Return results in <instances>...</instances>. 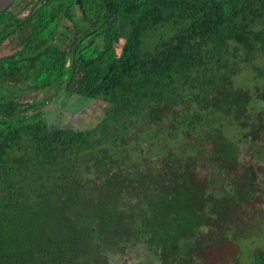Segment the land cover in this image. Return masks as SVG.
Listing matches in <instances>:
<instances>
[{"label": "trees", "instance_id": "1", "mask_svg": "<svg viewBox=\"0 0 264 264\" xmlns=\"http://www.w3.org/2000/svg\"><path fill=\"white\" fill-rule=\"evenodd\" d=\"M33 2L0 14V264H117L130 244L140 264L236 263L264 223L245 213L264 199V85L234 80L263 74L264 0ZM63 94L75 124L45 116Z\"/></svg>", "mask_w": 264, "mask_h": 264}, {"label": "rangeland", "instance_id": "2", "mask_svg": "<svg viewBox=\"0 0 264 264\" xmlns=\"http://www.w3.org/2000/svg\"><path fill=\"white\" fill-rule=\"evenodd\" d=\"M24 13H26V11H24ZM256 64L263 68V74H259L257 71L251 70L252 69L250 68L251 65H249V67L244 66L243 68L244 70L242 69L240 73H238L235 76V79H234L235 82L245 87L246 89H250V90H254L256 89V87L262 88L264 85V56L256 57ZM39 97H43V96L39 94ZM72 101L73 100L69 99L67 96L63 94L62 96H60L59 99L55 101L56 104L53 105L52 103H50V105L47 107L48 109L46 108L47 110L44 111L46 112L45 116L50 118L49 120L54 124H62V125H65L68 123L75 124L74 121H77L78 114H75L72 112L70 113L69 111L66 110L67 108L71 109L74 107V104L71 105ZM91 104H93V102L89 103L88 106ZM258 109H261V110L264 109V106H262V103L258 106ZM100 114H101V111L97 109L95 113L93 114V118L90 120V122L95 121L96 117L99 116ZM71 115H72V118L70 119ZM261 117L264 118V115H262ZM52 119L55 120V122ZM87 122L88 121L83 120L82 124L87 123ZM235 131L236 130L233 127H228L226 129V133L232 138L236 134ZM259 139H261V141H256L255 145H257V148L259 151H262V150L264 151V134L260 135ZM247 146L248 144H245V143L240 144L241 161H245V158H248L249 159L248 161H250L251 159L253 161L255 160L258 161L261 158V156H259L256 153L257 150L256 149L251 150ZM209 168L210 167L204 166V168H201V170L197 173V176L195 179H196V182H198V184L203 185L208 180L207 173L209 172ZM259 176L261 179H264L263 174H260ZM223 179L224 178L222 176L213 175V179H212V182H210V185L212 189L215 188L213 192L221 193L220 196L225 200L226 211L228 212L232 210H231V206L227 202V199L229 200L228 195H227L228 192L226 191L227 189H225V187L223 188L221 184L223 182ZM225 184L226 183L224 182V185ZM244 191L245 189H242L239 192L242 193ZM250 207L252 208L251 212L245 211V213L248 214L249 218H252L255 221L261 220L264 218L262 217V214H261V212L264 211V199H260L256 201L255 203H250ZM198 213H200L201 215H204L205 211H199ZM249 233L250 234H246V235H243L242 237H239V239L236 242L237 246L235 249L238 252V258L236 262H238V264H249L253 258L254 251L257 249H264V223H261L256 228H254L253 226L250 227ZM131 245L132 244H130L129 246L130 253L126 252L124 253V256L118 257L119 259H118L117 264H137L139 259L142 258L141 255H146V251L142 247L141 244L140 245L134 244L133 248L131 247ZM193 254H195V258H196L197 253H193ZM116 259L117 258H114L113 261ZM153 263H155V261L152 262V264Z\"/></svg>", "mask_w": 264, "mask_h": 264}, {"label": "flooded vegetation", "instance_id": "3", "mask_svg": "<svg viewBox=\"0 0 264 264\" xmlns=\"http://www.w3.org/2000/svg\"><path fill=\"white\" fill-rule=\"evenodd\" d=\"M30 0H18L17 4H15V6H13L12 8L10 7L9 9L15 13V14H19L21 16H25L27 15L32 9H33V6L29 5L26 7V4L29 2ZM34 4L37 0H33ZM32 3V5H34ZM42 5L39 4L38 7H40ZM24 11H26V13H24ZM49 11V9H48ZM57 30V27L55 26L53 32H55ZM15 33H21L20 30H17ZM238 258V256H237ZM187 259L190 261V264H207L206 261H205V256L204 254H200V253H197V256L195 258V254H188L187 255ZM234 264H238V262L234 263Z\"/></svg>", "mask_w": 264, "mask_h": 264}, {"label": "water", "instance_id": "4", "mask_svg": "<svg viewBox=\"0 0 264 264\" xmlns=\"http://www.w3.org/2000/svg\"><path fill=\"white\" fill-rule=\"evenodd\" d=\"M18 0H0V14L9 9L12 5H14ZM49 105L44 107L46 109Z\"/></svg>", "mask_w": 264, "mask_h": 264}]
</instances>
